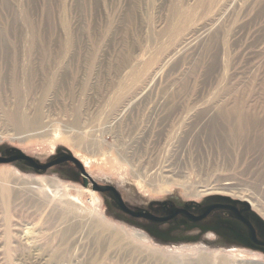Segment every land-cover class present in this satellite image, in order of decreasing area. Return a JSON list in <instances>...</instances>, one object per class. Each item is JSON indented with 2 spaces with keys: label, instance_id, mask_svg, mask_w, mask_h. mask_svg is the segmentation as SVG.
Listing matches in <instances>:
<instances>
[{
  "label": "rangeland",
  "instance_id": "obj_1",
  "mask_svg": "<svg viewBox=\"0 0 264 264\" xmlns=\"http://www.w3.org/2000/svg\"><path fill=\"white\" fill-rule=\"evenodd\" d=\"M11 149L77 153L132 209L225 196L264 221V0H0V156ZM213 222L154 225L74 167L0 165V264H264Z\"/></svg>",
  "mask_w": 264,
  "mask_h": 264
},
{
  "label": "water",
  "instance_id": "obj_2",
  "mask_svg": "<svg viewBox=\"0 0 264 264\" xmlns=\"http://www.w3.org/2000/svg\"><path fill=\"white\" fill-rule=\"evenodd\" d=\"M22 163L29 168H31L33 171L38 173L46 172L53 167L60 166L66 163H72L76 169H78L80 176H81V182L82 186L84 188H90L91 191L105 194L108 196L113 203L116 205L117 209L122 212L123 214L137 220H143L147 221L148 223L154 224V225H162L167 223H174L177 227H188L191 228L189 223H192L194 225L198 224L199 222L206 219L210 214L218 209L226 208L227 206H224L218 202H230V203H236L241 204L245 206V208L249 211L250 208L246 206V203L243 204L242 202H238L236 200H233L229 197L225 196H215L212 197L208 204L206 205H200L196 202H188L182 205L181 207H177L173 205V208L171 211L164 216H157L153 213H151L148 209L139 208V209H132L130 208L122 199L119 192L112 186L106 185V184H99L95 182L88 173L84 170L83 165L71 154L68 153H62L57 156H54L50 161L45 163H40L39 161L35 160L34 158L27 156L20 151L16 149H11L6 151L4 155L0 156V165L2 164H13V163ZM162 204L166 206V202H161L153 205ZM152 205V206H153ZM190 205L195 206V210L192 212L189 211ZM149 207V206H148ZM204 207L206 209H204ZM229 207V206H228ZM234 211V207H230ZM204 209V210H203ZM255 217L259 220V222L264 225V221L261 220L259 216L254 214V212L251 211ZM197 214V215H196ZM236 218L238 219V213L236 214ZM208 230H211L218 235L221 236L220 232H218L215 228H207ZM226 230V229H225ZM228 231V230H227ZM232 236V235H231ZM165 241H175V239H172L170 236L165 235L164 236ZM236 239V238H235ZM233 243V242H232Z\"/></svg>",
  "mask_w": 264,
  "mask_h": 264
},
{
  "label": "flooded vegetation",
  "instance_id": "obj_3",
  "mask_svg": "<svg viewBox=\"0 0 264 264\" xmlns=\"http://www.w3.org/2000/svg\"><path fill=\"white\" fill-rule=\"evenodd\" d=\"M63 165H67L72 168L74 167L72 163H66ZM111 202L112 205L117 208L112 200ZM218 203L227 207L218 209L210 214L214 217V222L210 227H213L220 232L221 237L228 242H233L238 246L253 248L264 254V225L259 222L257 217H255L251 211L247 210L245 206L241 204L230 202ZM230 207H234V211ZM172 208L173 205L170 202H166V206L162 204L152 206V204H150L149 207L144 209H148L151 213L157 216H164L167 215ZM204 209L206 208L204 207ZM194 210L195 206L190 205L189 211L193 213ZM237 213L238 219L236 218ZM189 222L188 224L190 226L194 225Z\"/></svg>",
  "mask_w": 264,
  "mask_h": 264
},
{
  "label": "bare ground",
  "instance_id": "obj_4",
  "mask_svg": "<svg viewBox=\"0 0 264 264\" xmlns=\"http://www.w3.org/2000/svg\"><path fill=\"white\" fill-rule=\"evenodd\" d=\"M203 3H204V2H203ZM176 7H177V6H176ZM176 7H174V8H176ZM177 8H178V7H177ZM177 10H178V9H177ZM174 12H175V10H174ZM174 12H173V13H174ZM177 13H178V12H177ZM178 15H179V14H178ZM172 19H173V18H172ZM173 23H174V21H173ZM171 25H172V24H171ZM169 28L171 29V27H169ZM173 29H174V28H173ZM167 30H168V29H167ZM204 30H205V29H204ZM196 31H197V30H196ZM200 31H201V30H200ZM173 32H174V31H173ZM203 32H204V31H203ZM203 32H202V33H203ZM166 33H167V32H166ZM171 33H172V32H171ZM171 33H170V35H171ZM168 34H169V33H168ZM193 35H194V34H193ZM172 37H173V36H172ZM191 37H192V36H191ZM164 38H165V37H164ZM189 38H190V37H189ZM166 39H167V37H166ZM171 39H172V38H171ZM165 42H166V40H165ZM188 43H189V40H185V39H184V40H182V42L179 43L178 47L186 46ZM170 45H171V43H170ZM175 48H176V47H175ZM173 50H174V49H173ZM180 50H181V49H180ZM169 53H170V52H169ZM172 53H173V52H172ZM168 56H169V55H168ZM153 57H154V56H153ZM150 59H151V58H150ZM150 59H149V60H150ZM152 59H153V58H152ZM150 61H151V60H150ZM146 63H147V62H146ZM148 64H149V63H148ZM160 64H161V63H160ZM146 65H147V64H146ZM150 65H151V63H150ZM159 66H160V65H159ZM159 66H158V67H159ZM141 68H143V66H142ZM159 68H161V66H160ZM144 69H145V68H144ZM144 69H143V71H144ZM146 69H147V68H146ZM137 70H138V69H137ZM155 70H156V69H155ZM155 70H154V71H155ZM158 70H159V69H158ZM135 71H136V70H135ZM139 71H140V70H139ZM137 72H138V71H137ZM137 72H136V73H137ZM144 72H145V71H144ZM144 72H142V73H144ZM152 73H153V72H152ZM132 74H134V71H133ZM134 75H135V74H134ZM143 75H144V74H143ZM150 75H151V73H150ZM139 77H140V76H139ZM139 77L135 76V78H139ZM142 77H143V76H142ZM129 78H130V77H129ZM133 80L135 81V79H132V81H133ZM136 80H137V79H136ZM130 82H131V81H130ZM137 82H138V81H137ZM140 82H141V80H140ZM123 83H124V82H123ZM129 84H130V83H129ZM131 84H132V83H131ZM134 84H135V82H134ZM135 85H136V84H135ZM125 86H126V85H125ZM127 86H128V85H127ZM121 88H122V87H121ZM126 88H127V87H126ZM130 88H131V87H130ZM123 93H124V92H123ZM118 96H119V95H118ZM120 97H121V94H120L119 98H120ZM115 99H117V98H115ZM112 100H113V99H112ZM114 101H115V100H114ZM109 102H110V101H109ZM116 102H117V101H116ZM113 104H114V103H113ZM100 128H101V127H100ZM94 130H95V129H94ZM98 130H99V129H98ZM90 132H91V131H90ZM90 132H88V134H89ZM94 132H95V131H94ZM99 132H100V131H99ZM99 132H98V133H99ZM86 133H87V132H86ZM92 133H93V131H92ZM81 134H82V133H81ZM81 134H80V135H81ZM88 134H87V136L90 137ZM82 135H83V134H82ZM94 135H95V133H94ZM85 136H86V135H84V137H85ZM79 137H80V136H79ZM81 137H83V136H81ZM88 137H86L87 140L89 139ZM97 139H98V138H97ZM87 140L84 141L85 143L81 140V141H80V147L84 148V150L87 149V148H90V150L94 149L95 147H93V145L95 144V142H94V144L91 143V144L88 145V144H86V141H87ZM89 140H90V139H89ZM93 140H94V139H93ZM93 140H92V141H93ZM99 140H100V139H99ZM92 141H91V142H92ZM94 141H95V140H94ZM100 141H101V140H100ZM100 141H98V142H100ZM88 142H89V141H88ZM96 145H97V144H96ZM101 145H102V144H101ZM94 146H95V145H94ZM91 147H92V148H91ZM98 147H100V146L98 145ZM96 148H97V147H96ZM100 148H101V147H100ZM98 149H99V148H98ZM99 150H100V149H99ZM88 151H89V150L87 149L86 152H88ZM93 152H94V151H93ZM93 152H92V154H93ZM95 152H96V149H95ZM90 153H91V152H90ZM96 153H97V152H96ZM76 154H77V153H76ZM76 154H75V156H74L75 158L78 156V155H76ZM85 155H86V154H85ZM85 155H84V156H85ZM92 157H93V156H92ZM78 160H79V159H78ZM81 161H82L83 165H84L86 168H87V166H89V164L91 163V161H90L89 159H86V158L82 159ZM92 163H93V162H92ZM158 163H159V161H158ZM158 163H157V164H158ZM157 166H158V165H157ZM154 168H155V167H154ZM157 168H158V167H157ZM87 169H88V168H87ZM159 169H160V168H159ZM154 170H155V169H154ZM154 170H153V172H154ZM156 170H157V169H156ZM156 170H155V171H156ZM157 171H158V170H157ZM151 172H152V171H151ZM155 173H156V172H155ZM155 173L151 174L150 178L148 177L149 179H151V181H152V180H155V179H158V178L160 177V176H159L160 174H155ZM149 175H150V174H149ZM149 175H148V176H149ZM151 181H150V182H151ZM226 185H228V183H226ZM222 187H223V186H222ZM225 187H226V186H225ZM226 188H227V187H226ZM87 190H90V188H87ZM215 190H216V189H215ZM215 190H214V191H215ZM223 190H224V189H223ZM212 191H213V190H212ZM7 193H8V191H7ZM221 194H222V193H221ZM241 199H242V198H241ZM242 203L245 204L246 202H242ZM246 206H247L248 208H250V206H249L248 203H246ZM253 207H254V206H253ZM256 207H257V206H256ZM259 211H260V210H259ZM66 214H67V213H66ZM91 219H92V218H91ZM91 219H90V220H91ZM156 253H157V252H156ZM201 254H202V253H201ZM202 255H203V254H202ZM206 255H207V254H206ZM199 257H200V258H199ZM199 257H198V260L194 261L195 264H207V263H208V262L206 261V259H205L206 256L204 257V255H203V256H199ZM221 257H222V256H221ZM223 257L225 258L226 256H223ZM227 257H228V256H227ZM159 258H160V257H159ZM207 258H208V257H207ZM209 258H210V257H209ZM219 259H220V256H219ZM233 259H234V258H233ZM208 260H209V259H208ZM224 260H225V259H224ZM226 260H229V258L226 259ZM231 260H232V259H230V261H231ZM209 261H211V260H209ZM235 261H236V259H235ZM217 262H218V261H217ZM220 262H221L220 264H224V262L222 263V260H221ZM225 262H226V261H225ZM236 262H237V261H236ZM236 262H235V263H236ZM226 263L228 264V261H227ZM233 263H234V262H233ZM229 264H230V263H229ZM238 264H239V263H238ZM249 264H250V263H249Z\"/></svg>",
  "mask_w": 264,
  "mask_h": 264
}]
</instances>
